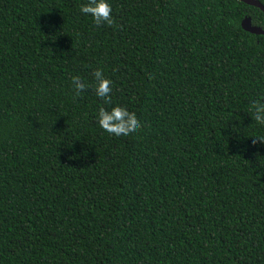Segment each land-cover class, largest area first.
Wrapping results in <instances>:
<instances>
[{"label": "trees", "instance_id": "trees-1", "mask_svg": "<svg viewBox=\"0 0 264 264\" xmlns=\"http://www.w3.org/2000/svg\"><path fill=\"white\" fill-rule=\"evenodd\" d=\"M83 3L0 0V264H264V34L241 27L263 11L110 0L97 27ZM97 68L110 105L74 92Z\"/></svg>", "mask_w": 264, "mask_h": 264}, {"label": "clouds", "instance_id": "clouds-1", "mask_svg": "<svg viewBox=\"0 0 264 264\" xmlns=\"http://www.w3.org/2000/svg\"><path fill=\"white\" fill-rule=\"evenodd\" d=\"M79 11L86 17H91L97 27L102 25L112 26L115 20L112 16V4L110 0H86L79 7ZM92 77L94 83L83 80L79 75L72 77V86L77 96L82 95L91 87L96 97L103 100L105 104L112 102V84L102 68H97ZM249 111L251 118L257 125L264 126V100H253ZM98 126L110 137L118 140L131 139L138 135L141 122L135 113H130L124 107L104 108L101 107L96 114ZM264 141V140H262Z\"/></svg>", "mask_w": 264, "mask_h": 264}, {"label": "water", "instance_id": "water-1", "mask_svg": "<svg viewBox=\"0 0 264 264\" xmlns=\"http://www.w3.org/2000/svg\"><path fill=\"white\" fill-rule=\"evenodd\" d=\"M241 1H244L247 4L259 7L264 13V5L259 0H241ZM241 27L244 30L249 31L251 33H255V34L262 33V34H264V28H262L260 25L253 24L251 17L248 15H246L242 18Z\"/></svg>", "mask_w": 264, "mask_h": 264}]
</instances>
